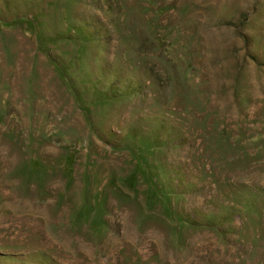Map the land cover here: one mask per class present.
Segmentation results:
<instances>
[{
  "label": "rangeland",
  "instance_id": "rangeland-1",
  "mask_svg": "<svg viewBox=\"0 0 264 264\" xmlns=\"http://www.w3.org/2000/svg\"><path fill=\"white\" fill-rule=\"evenodd\" d=\"M0 264H264V0H0Z\"/></svg>",
  "mask_w": 264,
  "mask_h": 264
}]
</instances>
